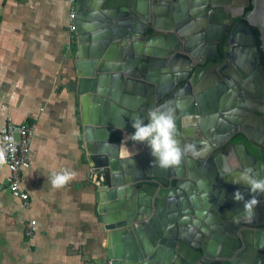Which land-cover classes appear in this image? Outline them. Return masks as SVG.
Here are the masks:
<instances>
[{
    "label": "water",
    "instance_id": "obj_1",
    "mask_svg": "<svg viewBox=\"0 0 264 264\" xmlns=\"http://www.w3.org/2000/svg\"><path fill=\"white\" fill-rule=\"evenodd\" d=\"M180 1L182 11L179 0H76V95L84 136L96 145L88 162L103 202L106 264H236L242 258L234 256L238 229L248 247L246 227L264 226L262 195L256 221H245L243 202L233 195L239 190L248 200L252 194L225 181L230 161L232 174L252 167L264 178V144L257 135L243 132L260 157L247 144L229 141L243 125L253 129L247 119L264 116V0H245L238 9L231 0ZM172 3L175 13H168ZM233 17L240 21L221 49L212 27ZM236 45L251 48L252 56L236 62ZM212 72L215 82L198 90ZM161 106L174 110L181 146L201 150L199 158L185 155L169 170L152 166L146 144L127 137L135 131L131 118L147 122L148 111ZM121 145L136 152L124 155Z\"/></svg>",
    "mask_w": 264,
    "mask_h": 264
},
{
    "label": "crops",
    "instance_id": "obj_2",
    "mask_svg": "<svg viewBox=\"0 0 264 264\" xmlns=\"http://www.w3.org/2000/svg\"><path fill=\"white\" fill-rule=\"evenodd\" d=\"M232 2L238 9L245 0ZM68 14L65 0H0V131L8 118L35 126L31 165L22 180L28 207L9 192L8 168L0 166V264L107 262L103 202L88 162L93 146L85 136L81 140L77 117L76 49ZM235 47L236 62L253 54ZM65 169L75 178L54 189L53 173ZM225 181L232 183L230 177ZM32 220L34 234L27 237Z\"/></svg>",
    "mask_w": 264,
    "mask_h": 264
},
{
    "label": "clouds",
    "instance_id": "obj_3",
    "mask_svg": "<svg viewBox=\"0 0 264 264\" xmlns=\"http://www.w3.org/2000/svg\"><path fill=\"white\" fill-rule=\"evenodd\" d=\"M133 134L127 136L128 140L133 143L146 144L154 158L152 166L163 170L174 169L180 166L185 155L191 154L194 158H199L201 150L195 144H184L181 146L177 139V124L175 112L165 106L152 108L147 113V122L140 116L131 118ZM8 147L12 144V138L6 137ZM125 149L124 155L131 156L128 148ZM6 147H0V166L7 163ZM222 171H226L223 170ZM75 172L62 170L59 173H53L50 183L54 189L65 187L75 178ZM234 184H243L250 190L251 199L245 200L244 195L237 190L234 195L235 202H243V216L245 221L251 222L256 217L255 209L260 204L257 194L264 195V178H260L259 173L254 174L252 167L245 168L240 172L238 179L232 180Z\"/></svg>",
    "mask_w": 264,
    "mask_h": 264
},
{
    "label": "flooded vegetation",
    "instance_id": "obj_4",
    "mask_svg": "<svg viewBox=\"0 0 264 264\" xmlns=\"http://www.w3.org/2000/svg\"><path fill=\"white\" fill-rule=\"evenodd\" d=\"M105 1V0H104ZM182 2L179 0L178 2V11H182ZM231 3L233 4L232 0ZM182 6V7H181ZM174 3H172L170 9H166V11L168 13H175L174 12ZM166 12V13H167ZM240 21L239 18L237 17H233L231 23H227L226 19H222L219 22H215V25H213L212 27V31H214V37H219L222 38V41L220 43L221 49H223V46L225 45L226 39L231 31V28ZM97 27V26H96ZM148 30H150L151 32H148ZM153 33V30L151 28H148L146 31V35H150ZM209 62V60H206L207 64ZM197 67V66H196ZM264 67V65H263ZM213 75L215 72H212ZM210 79L211 78H207L205 80V82L200 84V87L198 88V90H201L203 88H205L206 86H210ZM245 80V79H244ZM203 85V86H201ZM219 119L224 120V118L222 117V113H219ZM261 120L260 124L258 123V121ZM221 122V121H220ZM219 121L216 123H220ZM246 125L247 126H254L253 129L252 127H250L252 130L249 129V131H246L244 129V125L242 127H240L237 131L238 133L234 134L233 137L229 140L237 145H244L247 144L250 152L254 155H257L258 157H260L259 152L254 149L251 145H250V141L248 140V138L246 137L247 135H245L244 133L250 134L251 133L253 135H257V137L261 140L262 144H264V116H261L258 120H252V119H247L246 121ZM244 132V133H243ZM251 132V133H250ZM200 136V135H199ZM228 142H225L224 144H221L220 147H224L225 145H227ZM242 147H237L236 148V152L240 154V157H244L242 154ZM219 149V148H218ZM263 152H264V148H263ZM233 162L230 161V165L229 164H225V166L228 168V170H230V175H231V179H238L240 172H236V173H231L232 172V168H234L233 166ZM151 181L154 183L156 182L153 178L151 179ZM232 182V181H231ZM159 184L161 185H165V186H173L175 184V181L173 183H169L166 182L165 180H161L159 181ZM234 184V183H232ZM142 184L139 185V187H141ZM234 186L241 188V187H247L243 184H234ZM262 203L264 206V195H262ZM208 212H211V208L209 209ZM254 221H256V219H254ZM241 228L238 229L237 232V239L241 240V245L239 248L235 249L234 251V256H236L237 254H241L242 258H238L236 259V264H262V256L264 255V226H248L246 227V232H245V237L246 239H248V247H246V244H244L243 241V235H241L240 232ZM236 244V243H235ZM220 245V244H219Z\"/></svg>",
    "mask_w": 264,
    "mask_h": 264
},
{
    "label": "built area",
    "instance_id": "obj_5",
    "mask_svg": "<svg viewBox=\"0 0 264 264\" xmlns=\"http://www.w3.org/2000/svg\"><path fill=\"white\" fill-rule=\"evenodd\" d=\"M69 5L68 31L76 36L77 25L75 19L77 15L76 0H65ZM34 124L27 122L17 123L8 118L4 127L0 131V147H6L7 163L5 166L9 171L8 190L12 195L19 197L24 206H29V195L22 187L23 172L31 165V137L34 132ZM6 137L12 138V144L8 147ZM36 221L32 220L25 229V235L32 237Z\"/></svg>",
    "mask_w": 264,
    "mask_h": 264
},
{
    "label": "rangeland",
    "instance_id": "obj_6",
    "mask_svg": "<svg viewBox=\"0 0 264 264\" xmlns=\"http://www.w3.org/2000/svg\"><path fill=\"white\" fill-rule=\"evenodd\" d=\"M74 41H75V49L77 52L78 41H77L76 36L74 37ZM76 108H77L78 121H79V124L82 126L83 125V117H82V113H81V107L79 104V99H77ZM82 138L84 139V129L83 128H82V133H81V140H82Z\"/></svg>",
    "mask_w": 264,
    "mask_h": 264
},
{
    "label": "bare ground",
    "instance_id": "obj_7",
    "mask_svg": "<svg viewBox=\"0 0 264 264\" xmlns=\"http://www.w3.org/2000/svg\"><path fill=\"white\" fill-rule=\"evenodd\" d=\"M86 140H87V139H86ZM87 142L92 144V146H93V152L96 151V145H95L93 142L89 141V140H87ZM124 151H125V150H124ZM126 151H128V152H132V151H135V149H134V148H131V150L128 149V150H126ZM98 161H99L98 158H97V159H96V158H92V163H93V164H98Z\"/></svg>",
    "mask_w": 264,
    "mask_h": 264
},
{
    "label": "trees",
    "instance_id": "obj_8",
    "mask_svg": "<svg viewBox=\"0 0 264 264\" xmlns=\"http://www.w3.org/2000/svg\"><path fill=\"white\" fill-rule=\"evenodd\" d=\"M251 9V7H248L246 8V11H249ZM148 32H151L150 30H148ZM254 32L256 33V36L258 37L259 39V32L256 28H254ZM260 40H258V44L260 45ZM260 53H261V57H262V62H263V65H264V52L262 50H260Z\"/></svg>",
    "mask_w": 264,
    "mask_h": 264
}]
</instances>
